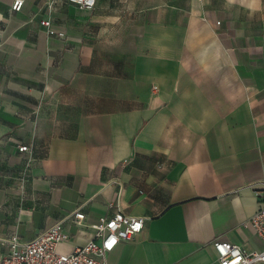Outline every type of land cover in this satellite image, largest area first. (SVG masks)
<instances>
[{"label": "crops", "instance_id": "1", "mask_svg": "<svg viewBox=\"0 0 264 264\" xmlns=\"http://www.w3.org/2000/svg\"><path fill=\"white\" fill-rule=\"evenodd\" d=\"M65 1L0 0V259L61 221L69 253L117 210L146 220L106 264L260 250L264 0Z\"/></svg>", "mask_w": 264, "mask_h": 264}, {"label": "built area", "instance_id": "2", "mask_svg": "<svg viewBox=\"0 0 264 264\" xmlns=\"http://www.w3.org/2000/svg\"><path fill=\"white\" fill-rule=\"evenodd\" d=\"M24 0H14L13 10L20 11ZM58 0H52L49 7H53ZM82 10H91L97 6L98 0H66ZM47 28L50 19L41 21ZM19 152L25 155L24 176L31 169L34 161L33 143L20 144ZM72 223L82 225L85 220L83 211H75L69 219ZM145 218L129 216L117 210L112 216H101L94 225L95 235L83 246L66 253L59 250V245L69 241L70 234L64 229L61 221L50 228L41 231L29 241H21L14 235L9 241V252L1 257L0 264H106L105 256L119 243L132 241L144 228ZM249 224L262 238L263 246L260 250L247 251L241 245L227 241L216 240L213 246L217 253L219 264H258L264 262V204L251 217ZM111 245V246H109Z\"/></svg>", "mask_w": 264, "mask_h": 264}, {"label": "rangeland", "instance_id": "3", "mask_svg": "<svg viewBox=\"0 0 264 264\" xmlns=\"http://www.w3.org/2000/svg\"><path fill=\"white\" fill-rule=\"evenodd\" d=\"M161 0H139L138 2L142 3L143 5L145 6H150V5H153V4H156L158 2H160ZM130 2H133L132 0H127V1H124L123 4H128Z\"/></svg>", "mask_w": 264, "mask_h": 264}, {"label": "snow or ice", "instance_id": "4", "mask_svg": "<svg viewBox=\"0 0 264 264\" xmlns=\"http://www.w3.org/2000/svg\"><path fill=\"white\" fill-rule=\"evenodd\" d=\"M109 246H111V245H109Z\"/></svg>", "mask_w": 264, "mask_h": 264}]
</instances>
